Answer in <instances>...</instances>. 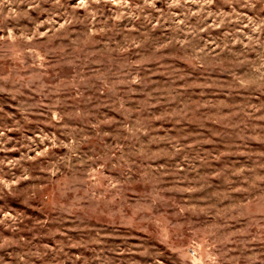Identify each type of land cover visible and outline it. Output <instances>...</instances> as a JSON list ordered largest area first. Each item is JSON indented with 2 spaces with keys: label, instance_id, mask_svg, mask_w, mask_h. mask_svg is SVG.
<instances>
[{
  "label": "rangeland",
  "instance_id": "obj_1",
  "mask_svg": "<svg viewBox=\"0 0 264 264\" xmlns=\"http://www.w3.org/2000/svg\"><path fill=\"white\" fill-rule=\"evenodd\" d=\"M0 264H264V0H0Z\"/></svg>",
  "mask_w": 264,
  "mask_h": 264
}]
</instances>
